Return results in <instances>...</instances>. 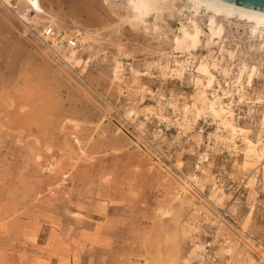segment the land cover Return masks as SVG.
I'll return each instance as SVG.
<instances>
[{"label": "rangeland", "instance_id": "rangeland-1", "mask_svg": "<svg viewBox=\"0 0 264 264\" xmlns=\"http://www.w3.org/2000/svg\"><path fill=\"white\" fill-rule=\"evenodd\" d=\"M111 2L122 12L128 10L126 0ZM16 6L15 0L9 8L0 0V13L7 10L15 21L10 39L19 37L27 45L33 37L23 34ZM189 15L187 8L176 15L153 12L137 24V29L124 24L127 36L123 40L140 47L121 56L126 86L142 111L134 123L121 116L128 105L125 95H104V89L83 82L76 72L70 74L71 85L47 83L41 89L45 94L42 99L24 100L22 95L13 97V104L6 95L0 99V264H153L164 255L166 231L173 225L169 218L160 216L159 208L176 194L173 180L165 176L161 166L175 177H214L211 182H218L226 195L222 206L208 200L209 182L202 193L192 189L193 194L216 210L236 235L252 241L264 253V153L261 162L246 171L241 167L242 140L236 138V145L216 141L217 125L208 111L199 117L192 112L188 115L190 127L181 126L182 108L191 105L197 94L193 78L197 61L219 56L220 64L230 68V75L225 77L212 69L215 82L208 97L212 98V93L223 97L222 90L228 91L235 123L249 130L252 140L259 134L264 139V104L258 102H264V50L258 48L259 41L242 22L220 21L222 38L212 42L202 12L196 21L204 33L191 50L192 63L185 74L157 69L153 64L157 60L165 64L170 58L173 65L174 56L186 59L187 50L175 49L174 39L182 26L190 25ZM115 56L113 52L107 62H90L89 73L109 81ZM243 63L258 71L249 82L243 78L245 98L240 102V86L233 83ZM2 65L0 60V72L5 71ZM131 68L139 74L133 75ZM223 101L228 103L229 97L224 96ZM66 118L80 124L77 131L61 127ZM55 161H60L59 166L50 168ZM177 162H181L180 168ZM251 177L255 183L250 182ZM194 204V209L199 206L197 200ZM231 206L236 212H230ZM251 210L246 231L240 233ZM214 236V226L195 235L205 252L192 264H227L216 255ZM190 245L187 242L185 247ZM257 252L251 256L256 264H262L261 252Z\"/></svg>", "mask_w": 264, "mask_h": 264}, {"label": "bare ground", "instance_id": "bare-ground-1", "mask_svg": "<svg viewBox=\"0 0 264 264\" xmlns=\"http://www.w3.org/2000/svg\"><path fill=\"white\" fill-rule=\"evenodd\" d=\"M15 1L17 4L14 7L15 15L23 26L22 32L23 34L30 33L33 38L27 45L25 40L19 37L10 39V34L16 30L15 21L7 10L0 13V60L3 62L2 68L5 69V71L0 72V99L6 95L12 104L13 97L22 95H24V100L42 99L45 94L41 89L49 82L62 81L71 85L70 74L76 72L83 82L92 87L95 85L96 88L104 89V95L108 92H114L118 96L125 95L128 105H124L121 116L129 123H134L142 111L134 103L137 101L133 97L135 94L126 86L127 81L123 74L124 64L121 61V56H127L130 51H138L140 47L123 40V37L126 38L127 36L123 32L124 24L129 23L132 28L137 29V24L143 22L144 18L153 12L167 11L176 15L177 11L181 12L182 8H187L190 13L188 17L190 25L182 26L180 35L174 39L175 49L187 50L186 59L180 61L176 59L177 56H174L172 57L173 65L170 64L172 62L170 58H166L165 64L160 60L155 61L154 66L161 71L169 70L179 76L185 74L186 68L192 63L193 54L191 50L200 42L201 35L204 33L196 21V16L202 12L207 17L208 39L212 42L214 38H222L224 28L220 21L242 22L249 27L251 37L259 41L258 48L264 50V12L221 0H126L128 10L125 12L113 7L111 0ZM1 3L7 8L12 7V0H1ZM47 27L54 28L53 37L45 35L44 30ZM57 36H60V46H57L56 43ZM71 39L78 43V49L70 47L68 42ZM113 52L117 53V57L115 56L112 60V76L109 81L98 74L89 73L90 62L103 59L108 61ZM229 56L232 58L230 52ZM84 58L89 61H85ZM212 69L221 72L225 77L230 75V68L220 64L219 56L197 61L196 74L193 75L197 94L191 105L183 106L184 125L181 124V126H189L188 115L192 112L199 117L208 111L217 125L216 141L230 142L236 145V138L239 137L242 140L244 149L241 167L248 171V168H254L256 163L262 159L264 139L259 134L256 140H252L249 137V130L241 128L235 123L232 108L233 98L228 91L222 90L223 97L214 93H212V98L208 97V92L213 89L215 82ZM257 71L258 68L251 70L246 63L240 66L233 83V85L240 86L238 89L240 102L245 98L243 78L249 82L253 76L257 75ZM131 72L133 75L139 74L133 68H131ZM226 84L227 86L230 85L228 81ZM219 87L221 89L220 85ZM224 96L229 97L228 103L223 101ZM258 102L264 104L261 99ZM20 107L22 110L24 109L23 106ZM144 115L148 119L147 114ZM157 116L160 117L161 113ZM155 118L157 117L155 116ZM61 127H71L75 132L80 124L74 119L66 118L62 120ZM142 128L143 124L139 125V133L141 134L143 133ZM262 129H264V111ZM224 132L227 133V136L222 134ZM73 138L80 152H84L83 148L80 147L79 138L76 136ZM34 141L36 144L38 143L36 138ZM130 141L137 145V142ZM48 150L50 149L48 148ZM205 156L206 154L201 159H204ZM157 160L156 158V162H158ZM59 163L60 161L53 162L50 168L58 167ZM177 163V167L180 168L181 162ZM161 168L164 170L165 176L173 180L176 194L171 201L165 202V205L159 208L160 216L169 218L173 225L166 231L164 255L158 257L154 261L156 263L153 262V264H192L194 261L201 260L205 246L196 240L195 235L204 233L205 229H210L212 226L215 228L212 244L215 246L216 255L220 261L225 260L227 264H242L243 262L256 264L251 253L261 252L259 248H256L252 241L236 235L233 229L231 230L223 220L219 219L216 210L211 209L204 200H200L193 194L192 189L202 193L205 183L209 182L212 184V188L208 200L212 201L216 207L222 206L226 200V195L220 185H217L218 182H211L215 178L205 177L203 179L196 175L180 178L171 174L169 168L162 166ZM254 180L253 177L250 178V182H254ZM196 200L199 202V206L194 209ZM229 210L232 213L236 212L235 206H231ZM251 214L252 210L246 214L239 229L240 233H245ZM187 242H191L188 248L185 247ZM260 259L264 264V253L262 252Z\"/></svg>", "mask_w": 264, "mask_h": 264}, {"label": "water", "instance_id": "water-1", "mask_svg": "<svg viewBox=\"0 0 264 264\" xmlns=\"http://www.w3.org/2000/svg\"><path fill=\"white\" fill-rule=\"evenodd\" d=\"M221 1L264 12V0H221Z\"/></svg>", "mask_w": 264, "mask_h": 264}, {"label": "built area", "instance_id": "built-area-1", "mask_svg": "<svg viewBox=\"0 0 264 264\" xmlns=\"http://www.w3.org/2000/svg\"><path fill=\"white\" fill-rule=\"evenodd\" d=\"M45 32V35L47 36V37H53L54 36V32H55V30H54V28H52V27H47V28H45V30H44ZM56 43H57V46H60L61 45V40H60V36H57L56 37ZM68 44L70 45V47H72V48H75V49H78L79 48V45H78V43L74 40V39H71L69 42H68Z\"/></svg>", "mask_w": 264, "mask_h": 264}]
</instances>
